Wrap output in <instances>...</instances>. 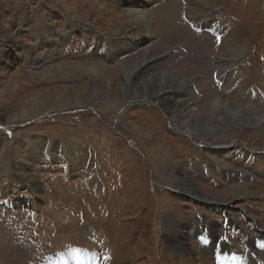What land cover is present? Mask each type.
Segmentation results:
<instances>
[{
    "label": "rangeland",
    "instance_id": "1",
    "mask_svg": "<svg viewBox=\"0 0 264 264\" xmlns=\"http://www.w3.org/2000/svg\"><path fill=\"white\" fill-rule=\"evenodd\" d=\"M140 7H147L155 21L152 40L143 27L129 21V11ZM187 17L195 26L202 24L203 31H195ZM213 25L218 26L219 43L218 36L207 32ZM115 32L119 35L103 37ZM124 38L138 45L120 55L115 39ZM150 42L156 43V51L147 62L173 55L168 67L157 72L183 70L189 81L203 72L189 73L192 67L210 62L216 68L218 58L226 59V52L241 45L245 59L229 62L237 65L235 71L230 66L223 73L216 71L212 83L207 80L208 87L193 84L191 88L199 99L207 88H217V96H233L248 104L255 101L264 109V95L259 99L258 92L252 91L264 94V0H0V264H53V258L63 256L72 261L74 250L80 255L84 248L90 253L85 264L103 254V248L115 264H126V256H134V264H173L176 255H170V245L188 252L204 247L195 230L187 228L190 221L199 218L200 231L206 227L219 237L225 214L232 220L229 229L237 225L229 230L235 243L231 248L241 250L242 242L255 241L257 230L264 227V133L260 127L233 126L225 114L218 124L230 141L219 149L224 156L214 157L207 142L210 137L187 134L155 96L124 100L114 111L103 112L89 99L95 86L107 89L91 70L98 68L96 63L113 68V90H109L111 96H119L123 74L117 64L142 59ZM114 53L120 62L111 61ZM227 72L232 76L229 81ZM60 86L68 87L72 97H83L81 104L45 106L35 117L28 112L19 123L9 121L12 115H20L29 96ZM237 87L250 91V97L236 92ZM140 121L152 126L154 144L131 129ZM158 142L166 144L170 164L195 182L184 184V191L166 183L152 165ZM42 152L46 160L40 157ZM241 183L250 192L231 198L223 193L229 185ZM197 186L203 188L198 195L206 198L192 196ZM10 196L13 201H5ZM20 200L29 208L23 209L20 202L16 205ZM162 200H169L174 209V222L181 231L176 238L162 228L167 224ZM216 206L230 209L225 212ZM253 248L248 257L263 258L258 259L262 264L264 247Z\"/></svg>",
    "mask_w": 264,
    "mask_h": 264
},
{
    "label": "bare ground",
    "instance_id": "2",
    "mask_svg": "<svg viewBox=\"0 0 264 264\" xmlns=\"http://www.w3.org/2000/svg\"><path fill=\"white\" fill-rule=\"evenodd\" d=\"M169 7H170V4H169ZM67 9H68V7H67ZM148 11L149 10L147 9V7L146 8H143V7L136 8V10L129 11L128 17H129L130 22L137 23V25L139 24L141 27H143L145 29L147 35L149 36V40H152V38L155 36V32L153 31V28H154L153 24L155 21L153 18H151V15H152L151 12H148ZM79 19H80V17H79ZM168 22H170V21H167V23ZM196 23L197 22H195V24ZM164 25L167 26V24H164ZM173 30H174V28H173ZM180 31H182V30L180 29ZM119 32H115L114 33L115 35H113L111 33H106V34H110V35L105 34V36H103V37L106 39L113 38L112 36H118ZM150 33H151V35H150ZM184 33H185V31H184ZM186 33L188 34L189 32H186ZM179 34H178V36H179ZM190 34L192 35V33H190ZM194 34H196V33H194ZM196 37H199V36H196ZM196 39H198V38H196ZM149 40H147L145 38L146 46H147ZM101 42H102V40L100 39L98 44H101ZM195 43H198V42H195ZM201 43H203V42H201ZM204 43H206V42H204ZM115 44H116L118 53H121L120 55H122V54L126 53L127 51L133 49L135 45H138L137 43H134L132 41L127 42L126 38L117 39V40L115 39ZM155 45H156V43L151 44V42H150V46L147 47L145 55H143V58L136 60V61H129L128 60L129 62L127 61V63H125L123 61L120 62L119 59L117 60L118 56H116L115 53L112 57H110L111 61H114V62L119 61L120 62V63L117 62L118 64L116 67L118 68V72H121L123 74L122 83L119 85V88H120L119 96H117V95L111 96V93L109 90V89L113 90L112 86L110 84L111 79H112L110 71L113 68L112 67L109 68L110 66L107 68V66H105V65L96 63V66L98 68L92 67L91 70H93V72H95L100 77V79L102 80V82H101L102 84H106L107 89L106 90H99L98 86H95L93 88V90L91 91L90 97H89V99L92 100L93 105L100 108L102 112L105 110L107 111L109 109L110 110L113 109V111H114V109H117L119 106L122 105L124 100L127 101L128 99L143 97L146 95L155 96L156 98L154 97V99H156L158 102L163 103V105H164L163 107H165V109L170 114L169 118L172 119V121L175 124H177L178 126L183 127V130L187 134H189L190 136L192 135L194 137H199V139L210 137L207 140V142H209V144H210L209 149L215 154L214 157H216V156L218 157V154H220L221 156H224L223 151L220 152L221 150H219V149L226 148V146L223 145L224 144L223 142H226L229 140V139L227 140V137L230 135H227L228 133L223 134L222 131L224 129L222 130L221 129L222 126L218 124L219 121L221 122L223 117L226 118L225 114H227L228 118L231 119L233 126L239 125L242 127L243 125L245 126L247 124H250V125H254V127L255 126L260 127L261 128L260 130L262 131V133H264V109L259 107L258 102L254 101V102H251V104H248V103H244L242 101L243 99L242 100H237L238 98L233 99V96L232 97L227 96V98L222 97L220 95L217 96L216 95L217 88H215L214 91L208 90V88H207L206 93L203 95V97L201 99H199V97L195 93L194 89L191 88V86L193 84H195L196 86H199L200 88L208 87V85H210L212 83V81H213L212 75L216 71L221 72V73L224 72V69H226V71H228V69H229L228 67L230 66L229 65L230 60H233L235 62H241L243 59H245V53L246 52L244 51V48L241 47V45L238 47H234L230 52H226L227 54L224 55V57L226 59H219L218 58L219 61H217V63H219V64H218V67H216V68H214V63L210 64V62H203L202 64L199 63L200 65H198L197 68H195L196 66L192 67V69L193 68L194 69L189 71V73L193 72L194 70H196V71L197 70L198 71L203 70V72L199 71L200 73L197 72L195 75L190 77V78H193L192 81H189L190 79L188 78V76H186V73L183 70H178V71H174V72H167V73L166 72L158 73L157 71L163 70V66L165 68L168 67L167 61L169 59H172L173 55L160 57L161 58L160 62H159V59H158V61L150 60L149 62H147L148 59H150L151 57L154 56V54H152V53H154L156 51ZM195 47H196V44H195ZM156 48H157V46H156ZM135 49H137V48H135ZM99 53L101 54V51H99ZM149 54H152V55L149 56ZM98 59H100V58L98 57ZM234 67L236 68L237 65L233 66V67L230 66V70L233 69V71H235ZM95 69H97V70H95ZM98 69H99V71H98ZM226 71H225V73H226ZM226 76H227V81H229V79H230L229 77H232L229 72H227ZM207 80H211V83H209ZM238 86H241V84ZM55 89H57V90L56 91L45 90L44 92L40 91V92H37V93L29 96L28 99L26 98L29 101V103L24 104V107L19 112L20 115H12L9 118V121H11L14 124L19 123L18 121L25 119L26 114L28 112H31L33 114V116L35 117V113L37 116V113H39V111L45 106H51V105L66 106V105H72V104H76V105L81 104L83 97H72V95L68 92V87H61L60 86V87H57ZM50 90H52V89H50ZM138 90H140L141 93H139ZM222 90L224 92H227L228 88L222 89ZM133 91L136 92L135 95H131ZM235 91L238 93L245 94L244 97L249 96V93H250V91H244V92L238 91V87L235 89ZM252 91H254V93L258 92L257 97L264 95L257 90H252ZM86 97L88 98L87 95H86ZM259 99H260V97H259ZM121 101H122V103H121ZM201 104H202V106H201ZM59 108H64V107H59ZM45 110H47V109L42 110V112ZM130 127L133 130V132H136L139 130L140 133L144 137L147 138L148 142H152L153 144L156 142L155 135L152 132V130H153L152 126H150L149 124L140 121V123H133L132 125H130ZM256 129H258V128H256ZM24 139H27V136ZM227 145L229 147L230 143ZM151 148H153V147H151ZM153 149H154L153 156H155V157L151 163L155 167L157 172L162 173L161 175H163L166 178L165 179L166 183H169L170 185H171V183L176 184L177 186H172V187L179 189V191H184L183 190L184 184H188L189 182H193V181L189 178V176H184L182 173H179V172H182L181 169L179 170L177 168H174V166H172V164H170V161H169L170 158L166 155V152L168 150L166 144L158 142V145L156 147H154ZM222 150H224V149H222ZM46 156L47 155H45L42 152V155L40 157H44V159H45ZM47 158H49V157H47ZM66 160L69 161L68 158H66ZM220 160H223L221 162V164H223V163L226 164V160H224V159H220ZM173 164H175V163L173 162ZM88 165H91V164H88ZM73 170H74V167H73ZM78 171H81V170H78ZM9 173H11V172H9ZM226 175H228L227 172H226ZM193 183H195V182H193ZM243 184H245V183H243ZM243 184L241 183V184H237V185H229L227 187V189L225 191H223V193L228 195L230 198L231 197H237L239 195H245L248 192H250V190H249L248 186H245ZM196 189H197L196 192H190L189 190H186V191L190 192L193 197L196 195L199 198H206V197L198 195L199 192L202 193L203 188H201L200 186H197ZM201 189H202V191H201ZM204 190H208V189H204ZM261 190H263V189H261ZM209 191H210V193L214 192L213 190H209ZM210 193L206 192L204 194H205V196H209ZM199 198H197V199H199ZM162 201H161V203H162L161 204V207H162L161 211H163L164 220L167 221V224H165V222L163 223L162 228L163 229L168 228V230L176 238V233L177 232L179 233L181 231H179L176 222H174L175 215L172 212L174 209L171 211L170 208H172V206H171L169 200H166V201L162 200ZM215 208L220 209V210L225 211V212H227L230 209L229 207H223V206H216ZM225 212H223V213L225 214ZM190 222H191V225H189L187 228L190 227V228H192V231L195 230L196 237H198V238L202 237L204 233H203V231L202 232L200 231V226L203 224L200 222L199 218L192 220ZM192 231H191V233H192ZM256 234L257 235H256L255 241H253V240L249 241V248L250 249H254L253 246H255V245L257 246V244L260 245L261 247H264V242L262 243V241H264V227H262V230L258 229ZM211 235H213V234H211ZM168 239L170 242H174V239L172 236H168ZM170 246H171L170 251L172 252V254H170V255H176V257L174 256L173 264H174V262H175V264H258L257 258L254 260V258L239 255L238 252H236L234 249H232V250L235 251V254L230 253V251H232V250H230L229 245H227L225 242H222L220 244V250L216 247H213V248L200 247L197 252H188L182 246L177 245V244L176 245L173 244ZM210 249H212V251H210ZM103 250H104V253H103L104 255L101 254L99 256L100 257V264H115V261L113 260L111 255L107 252V250H105L104 248H103ZM10 251L11 250H9V252ZM75 251H77V250H74V253L71 255L72 261H66L64 257H62V258L55 257V258H53L54 264H73V263L85 264L87 261L85 255L84 256H81V255L77 256L76 254H79V253H75ZM211 252H212V254H211ZM16 254L18 255V253H16ZM236 254H238V255H236ZM256 254H257V251H256ZM254 256H256V255L254 254ZM17 257H19V256H17ZM258 259H259V257H258ZM262 259L260 258L261 261H262ZM78 260H80V262H78ZM130 260H131V264L135 263V257L134 256L123 257V262L126 264ZM93 262H94V260H92L91 264H93Z\"/></svg>",
    "mask_w": 264,
    "mask_h": 264
},
{
    "label": "flooded vegetation",
    "instance_id": "3",
    "mask_svg": "<svg viewBox=\"0 0 264 264\" xmlns=\"http://www.w3.org/2000/svg\"><path fill=\"white\" fill-rule=\"evenodd\" d=\"M29 31H30V30H29ZM257 247L261 248V246H260V245H258V244H257Z\"/></svg>",
    "mask_w": 264,
    "mask_h": 264
},
{
    "label": "built area",
    "instance_id": "4",
    "mask_svg": "<svg viewBox=\"0 0 264 264\" xmlns=\"http://www.w3.org/2000/svg\"><path fill=\"white\" fill-rule=\"evenodd\" d=\"M63 157V159H64V156H62ZM61 165V164H60ZM63 166V165H62Z\"/></svg>",
    "mask_w": 264,
    "mask_h": 264
}]
</instances>
